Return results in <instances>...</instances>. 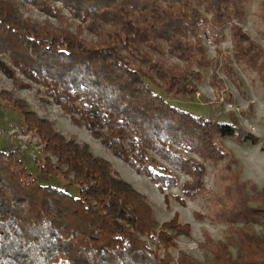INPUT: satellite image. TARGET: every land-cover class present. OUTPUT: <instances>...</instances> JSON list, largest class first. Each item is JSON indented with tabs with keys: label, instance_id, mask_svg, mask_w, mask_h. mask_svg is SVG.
<instances>
[{
	"label": "trees",
	"instance_id": "1",
	"mask_svg": "<svg viewBox=\"0 0 264 264\" xmlns=\"http://www.w3.org/2000/svg\"><path fill=\"white\" fill-rule=\"evenodd\" d=\"M22 3L58 21L67 9L93 36L40 23L25 15ZM248 3L0 0V71L18 82V70L39 85L74 124L145 173L166 201L168 188L179 185L176 171L190 175L179 185L183 195L203 194L215 205L208 214L196 211L195 217L227 226L224 240L204 234L200 246L212 252L206 261L182 249L176 258L171 249L179 248V235H191L190 223L176 213L160 224L147 195L108 159L14 100L24 131L39 140L43 158L35 176L16 150L0 149V264H230L232 246L238 248L234 261L264 264V236L256 229L264 230V189L240 180V160L223 143L232 137L256 145L260 138L237 119L198 116L175 106L146 79L167 93L185 95L191 79L202 80L204 68L212 65L213 86L220 87L221 69L247 96L229 58L210 59L202 37L209 26H230L235 61L256 73L264 86V47L242 26ZM260 19L264 22V0ZM222 37L214 39L219 44ZM152 154L163 160L160 169L153 166ZM194 154L219 167L223 181L231 182L223 192L207 189V169Z\"/></svg>",
	"mask_w": 264,
	"mask_h": 264
},
{
	"label": "rangeland",
	"instance_id": "2",
	"mask_svg": "<svg viewBox=\"0 0 264 264\" xmlns=\"http://www.w3.org/2000/svg\"><path fill=\"white\" fill-rule=\"evenodd\" d=\"M261 1L249 0L242 26L252 39L264 47V22L260 19ZM59 4L61 5L60 2ZM22 10L26 16H30L40 23L49 21L55 26L70 27L72 30L81 32L88 39L93 36L86 28V24L72 17L67 9H64L61 21L34 6L24 3H22ZM221 35L224 37L218 44L214 37H220ZM202 37L210 59L219 58L222 60L225 56L229 58V62L233 64L240 75L247 96H244L225 72L219 68L217 71L221 84L219 88L213 86L210 81L212 65L204 68L202 80L191 79L189 92L185 95L167 93L158 86L157 82L146 79L156 92L161 93L175 106L198 116H214L223 121L237 119L246 130L257 135L260 141L256 145L250 141L240 143L232 137L224 138L223 143L240 160L237 168L240 180L252 182L257 185L259 191H262L264 189V150L262 149L264 142V86L256 73L245 64H238L235 61L230 26L222 30L209 26L203 29ZM172 61L176 62L177 59L173 58ZM16 77H18V82L0 71V149L6 151L16 150L18 155L25 160L34 172V175L39 176V164L43 158L42 147L39 140L32 133L26 134L24 131L26 125L20 110L13 105L14 100L24 101L32 111L37 112L42 117L51 119L56 128L65 136L75 137L81 143H88L95 155L108 159L122 178L147 195L160 224L171 220L176 213H178L181 222L191 224V235H179L177 238L179 248L171 249L176 258L179 249L201 261H206V256L212 255V252H207L200 246V243L204 241V234L208 233L215 241L224 240L227 226L212 222L208 218L200 221L195 217L196 211L208 214L215 205L203 194L183 195L179 185L187 179H191L190 175L176 171L179 185L168 188L166 192L169 194L166 201L164 194L159 191L156 184L145 173L136 172L125 161L115 156L99 139L93 137L88 129L74 124L58 104L45 97L43 91H40L39 85L29 81L18 70H16ZM24 81L29 83V86H19V82L22 84ZM251 103L253 106H250ZM242 111L245 112L242 113ZM194 156L203 161L207 169L204 176L207 189L214 190L217 193L223 192L225 184L231 182L223 181L221 178L223 172L220 171L219 167H216L209 160H204L199 154H194ZM152 163L155 168L160 169L164 162L160 157L153 155ZM248 192L253 195L250 190ZM176 195L183 196L184 200ZM251 204L256 205L257 203ZM256 229L264 236L262 226L256 225ZM150 245L154 247L152 243ZM231 251L235 259L238 248L232 246ZM234 259L230 264H242L234 261Z\"/></svg>",
	"mask_w": 264,
	"mask_h": 264
}]
</instances>
